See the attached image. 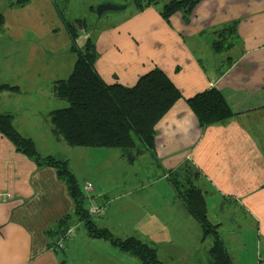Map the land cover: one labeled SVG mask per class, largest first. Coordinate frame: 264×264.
<instances>
[{
  "label": "crops",
  "instance_id": "obj_1",
  "mask_svg": "<svg viewBox=\"0 0 264 264\" xmlns=\"http://www.w3.org/2000/svg\"><path fill=\"white\" fill-rule=\"evenodd\" d=\"M54 13L61 20L56 9ZM234 22L236 29L231 35H217ZM36 24L46 33L31 32L27 37L23 31L3 29V20L0 86L15 88L0 91V114L10 116L16 132L30 139L40 156L67 161L77 181L71 153L80 154L82 160L90 154V161L93 155L106 154L104 164L114 159L117 166L111 173L115 188L94 184L93 176V183L85 176L87 180L79 184L83 192L85 183L92 185L93 190L86 194L87 204H107L96 225L115 238L134 237L144 242L139 231L142 235L155 234L160 245L176 244L175 239L183 235L176 234L179 217L175 214L180 207L186 211L167 175L187 163L200 173L199 186L208 214V205H220V209L234 205L249 214L248 226L243 229L237 224L235 230L238 228L245 249L248 243L244 236L252 228L248 242L260 253L264 246V0H203L187 22L180 13L166 23L158 9H131L106 23L103 30H90L97 52L96 71L106 84L132 87L140 76L158 67L182 96L156 123L153 151L139 149L133 161L121 157L118 149L112 148L119 151L114 153L108 148H74L54 134L49 114L66 104L54 96L52 83L64 79L59 66L68 54L59 55L58 48L51 51L49 44L46 48L45 40L50 42L56 29ZM21 25L30 28L28 21H21ZM14 33L17 36L11 37ZM62 35L67 46L66 30L60 38ZM218 41L221 46L216 49L214 42ZM68 53L74 56L69 46ZM72 62H68L71 70ZM212 88L221 93L233 116L200 128L186 100ZM124 162L127 165H122ZM85 164L88 167V162ZM99 167L91 161V175L103 173ZM117 200L144 201L136 206L138 214L129 219L139 222L131 225L139 226L134 234L116 232L129 226L120 216L124 208L113 207ZM73 211L72 199L56 170L38 167L0 134V264H140L132 255L108 241L91 238L79 228L64 251L53 250L56 233L63 229L58 223L72 217ZM185 218L182 222L193 227ZM72 219L70 222H77ZM142 221L145 223L140 224ZM219 224L220 236L223 232L234 235L231 221L223 228ZM149 243L157 249L158 244ZM208 248L209 244L204 247L206 255ZM193 251L187 264H196ZM204 262L207 264L208 259Z\"/></svg>",
  "mask_w": 264,
  "mask_h": 264
},
{
  "label": "trees",
  "instance_id": "obj_2",
  "mask_svg": "<svg viewBox=\"0 0 264 264\" xmlns=\"http://www.w3.org/2000/svg\"><path fill=\"white\" fill-rule=\"evenodd\" d=\"M4 1L9 7H20L30 0ZM51 1L65 25L70 41L69 50L76 58L70 75L66 79L52 83L54 96L66 104L64 108L49 114L54 134L72 147L118 149L121 157L129 161L134 160L139 149L152 152L154 127L182 97L180 91L158 67L140 76L132 87L118 83L106 84L96 71L97 52L91 38L81 48L76 44V39L80 35L90 33L92 29L86 27L83 19L69 22L60 12L55 0ZM202 1L168 0L158 9V13L166 23L176 13H180L183 21L187 22L194 8ZM133 4L134 9L139 11L150 7L156 9L154 6L159 4V0H134ZM89 9L95 12L94 6H90ZM2 24L3 18L0 16V28ZM235 29L234 22L220 29L217 35L220 37L225 33L231 35ZM214 46L218 49L221 44L219 41L214 42ZM14 88L1 85L0 91ZM186 102L200 128L220 123L233 116V112L217 89L212 88L197 93ZM0 134L13 144L16 151L32 159L38 167L54 168L58 178L66 185L74 211L72 217H66L58 223L63 229L56 233L58 234L56 238L71 224L78 228L77 223H79L91 238L108 241L120 251L135 257L140 264H163L158 260L154 246L134 237L115 238L110 231L96 225L87 213L88 198L71 172L67 161L52 156H40L34 143L16 132L8 115L0 114ZM200 178V173L187 163L167 175V180L186 213L199 223L202 230L201 241L209 240L207 264H232L231 256L218 231L221 224H213L207 216L204 191L199 186ZM72 218H76L75 224L70 222Z\"/></svg>",
  "mask_w": 264,
  "mask_h": 264
},
{
  "label": "rangeland",
  "instance_id": "obj_3",
  "mask_svg": "<svg viewBox=\"0 0 264 264\" xmlns=\"http://www.w3.org/2000/svg\"><path fill=\"white\" fill-rule=\"evenodd\" d=\"M133 1L134 0H55L57 6L59 5L60 12L64 15L65 19H67L71 23H73L75 19H83L88 29L92 28L93 26L92 31H94L95 29L97 31L103 30V27L106 26L109 22H111V20H116L119 16L121 17L123 15L128 14L131 11V9H134ZM167 1L168 0H159V4L157 6H154V8L159 9ZM104 4L112 5L116 7H123V10L105 11L104 13L101 14V16H98L97 12H94V14L90 12L89 9L90 6H94L95 10H97L96 8L98 6ZM54 9L55 7L51 0H30L26 5L20 7H15V6L9 7L7 6L4 0H0V16L4 20L3 29L4 27H7L12 32L15 30L23 31L25 33V36L27 37L30 36L31 32H33L34 34L37 32L46 33V29L38 26L36 23L50 25L53 26L54 29H56L55 32L56 34L51 36V41L46 42L45 40L46 43L45 47L47 48V44H49L50 45L49 48L51 51L58 48L57 53L59 55H62L63 53L67 52L68 56L65 58H61L60 66H59L60 67L59 74L62 76V78L66 79L72 72L71 70L72 64L68 65V62H70V59H73V62H75L76 58L72 54L68 53L69 42L67 41V46L63 45L64 42L63 35L61 36V38L59 35L61 33H65V30L61 20H59V18L54 13ZM21 21H26V22L28 21L30 24V28H28L27 26L23 27L21 25ZM2 36H4V34ZM2 36H0V38L4 39ZM13 36L16 37L17 34L14 33L11 35V37ZM74 148H79V147H74ZM113 151L114 153L119 152L118 150H113ZM104 156H106V154L93 155L91 161L94 164L95 163L99 164L100 167H102L103 173L91 175L92 170H91L90 154L84 160L81 159L80 154L77 153L70 154L69 158L71 161V165L74 172L77 175L79 184H82L84 181L87 180L85 179V176H89L90 178L89 181L93 183L92 182V176H93V179L95 181L94 184L99 183L101 185L111 186V189L117 186V183L113 179V174L111 173V171H113L116 168L117 164L113 158H111L104 164ZM85 162H88L89 164L88 167L86 166ZM122 165H127V163L124 162V164ZM135 166L138 165L136 164ZM91 191H86L84 185L85 195ZM143 203L144 201H137V202L127 201L125 203L123 201L117 200L114 202L113 207L124 208V210L120 213V216L121 219L126 221L129 225L128 227L116 229V232H119V234H134L135 232L134 230L137 229L139 226H136L135 228H131L132 227L131 225L134 226L139 222L136 219H133L130 222L129 219L131 215L138 214L136 206ZM100 205L104 206L105 210L99 218L93 220L95 223L101 219L107 208V204L105 203ZM208 207H209V214L207 212V216L213 224L220 222L222 223V228H223L228 224V222L231 221V227H233L232 233L234 235L232 237H229V235L223 232L221 233L220 237L223 240L225 247L229 252V255L231 256L232 264H264V246L263 249H261L260 253H258L256 247H253L252 249L250 244L251 241L248 242V239H250V236H252V228L246 230L245 234L247 235L244 236V240L248 244L245 245L246 246L245 249H242L244 246H241L240 237L238 236L239 233L238 228L237 231L235 230V225L237 224L238 227L242 226L243 229L246 226H248L250 219L249 214L247 212L244 213L241 210L242 209L241 207H235L234 205H232V207L226 205L224 206L223 209H220L221 208L220 205L219 206L211 205V207L210 205H208ZM123 215H125L126 218H123L122 217ZM184 215H186V213L184 212L182 207H180L178 213L175 214V216L179 217V223L176 234L182 233L181 235H183V237L178 236L175 239L176 244L173 243L172 246L160 245L158 244L160 238L155 234H152L151 236L147 234L142 235L137 230L138 234L142 237L140 239L143 240L144 242H148V244H150L149 242H155L156 244H158L156 249L158 255L157 258L159 261L163 260L161 262L164 264H187L186 262H188V259L190 258L192 248L194 249L192 254L194 258V262L196 264H203V263L206 264L204 260L205 261L207 260L208 255H206V251L204 250V247H206L209 244V240H205L204 242H202L201 241L202 232L199 223L191 216L188 215V218H185ZM182 217L188 219L190 223H192L193 227L191 225H188L187 227V225L182 222ZM236 218L237 221H235ZM74 220H76V218H74ZM144 223L145 222L142 221L140 224H144ZM78 225H79L78 231L82 232L84 230V227L79 223ZM72 226L75 227L73 224H71V227ZM182 230L184 231L182 232ZM171 238L172 235L170 233L169 240H171ZM241 240H243V238ZM200 244L202 245V247L199 249ZM262 244L264 245V242ZM198 249L199 252H197ZM246 249L247 252H245Z\"/></svg>",
  "mask_w": 264,
  "mask_h": 264
},
{
  "label": "built area",
  "instance_id": "obj_4",
  "mask_svg": "<svg viewBox=\"0 0 264 264\" xmlns=\"http://www.w3.org/2000/svg\"><path fill=\"white\" fill-rule=\"evenodd\" d=\"M85 190L86 191H91L92 190V185L90 183H86L85 184ZM105 210V207L100 205V204H96V203H88L87 204V213L88 216L92 219V220H96L97 218H99L103 212ZM76 227V225H74ZM75 227H69L62 235H60L58 238H56L53 242L52 245V249L55 251H61L64 250L65 248V244L68 241H71L75 235L76 229Z\"/></svg>",
  "mask_w": 264,
  "mask_h": 264
},
{
  "label": "water",
  "instance_id": "obj_5",
  "mask_svg": "<svg viewBox=\"0 0 264 264\" xmlns=\"http://www.w3.org/2000/svg\"><path fill=\"white\" fill-rule=\"evenodd\" d=\"M96 9L97 10H95V12H97V15L101 16V14L104 13L105 11H120L123 9V7H116V6L104 4L98 6ZM89 39H90V33L82 34L76 39V44L78 47L81 48L87 43Z\"/></svg>",
  "mask_w": 264,
  "mask_h": 264
}]
</instances>
